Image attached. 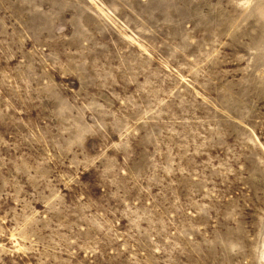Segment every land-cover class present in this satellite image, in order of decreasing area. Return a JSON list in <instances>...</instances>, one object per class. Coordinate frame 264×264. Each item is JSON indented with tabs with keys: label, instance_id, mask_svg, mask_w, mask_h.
I'll list each match as a JSON object with an SVG mask.
<instances>
[{
	"label": "rangeland",
	"instance_id": "rangeland-1",
	"mask_svg": "<svg viewBox=\"0 0 264 264\" xmlns=\"http://www.w3.org/2000/svg\"><path fill=\"white\" fill-rule=\"evenodd\" d=\"M0 264H264V0H0Z\"/></svg>",
	"mask_w": 264,
	"mask_h": 264
}]
</instances>
